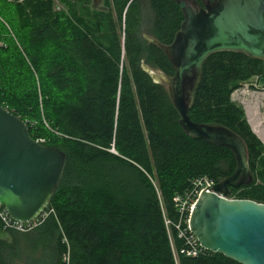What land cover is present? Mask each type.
Instances as JSON below:
<instances>
[{"label":"trees","instance_id":"16d2710c","mask_svg":"<svg viewBox=\"0 0 264 264\" xmlns=\"http://www.w3.org/2000/svg\"><path fill=\"white\" fill-rule=\"evenodd\" d=\"M12 1L0 0V105L66 162L37 226L21 233L0 221L7 236L0 238V264H24L21 243L36 253L34 235L45 236L52 253L46 264H176L164 225V217L178 220L173 197L198 178L219 183L236 167L231 151L182 131L169 91L144 71L173 76L161 46L180 29L181 5L101 0L103 10H91L85 0L71 20L52 15L50 0ZM260 77L264 60L210 55L188 117L243 140L253 182L228 197L264 204V145L230 100L241 84ZM170 235L178 253L183 241L172 227ZM177 264L238 263L214 253H178Z\"/></svg>","mask_w":264,"mask_h":264},{"label":"water","instance_id":"95a60500","mask_svg":"<svg viewBox=\"0 0 264 264\" xmlns=\"http://www.w3.org/2000/svg\"><path fill=\"white\" fill-rule=\"evenodd\" d=\"M182 12L179 31L161 46L173 69L169 93L178 124L187 136L228 149L236 162L229 177L200 193L189 229L211 253L238 264H264V204L228 197L253 182L243 140L222 126L188 117L189 94L210 55L238 52L264 60V0H212L199 8L184 4ZM257 87H264L263 77ZM65 162L61 150L34 140L26 122L0 105V207L10 220L30 224L45 213Z\"/></svg>","mask_w":264,"mask_h":264},{"label":"rangeland","instance_id":"374dc122","mask_svg":"<svg viewBox=\"0 0 264 264\" xmlns=\"http://www.w3.org/2000/svg\"><path fill=\"white\" fill-rule=\"evenodd\" d=\"M7 1L13 2L12 0H7ZM22 1L24 0H17L16 2L20 3ZM181 1L184 4H191L192 2H200V1L203 3L205 0H181ZM50 2H51L52 15L61 13L62 15H64V18L71 20H73L71 16L72 12L77 10L81 11L86 7L84 4L85 0H50ZM89 8L91 10H103L102 1L91 0ZM8 28L10 27L8 26ZM10 36L13 37L12 34ZM40 50L42 51L43 49L40 48L39 51ZM148 70L150 72L151 79L155 82L160 83L167 91H169V80L172 77L171 78L167 77L156 69H148ZM257 83H258L257 79H252L247 83L241 84L237 90L233 91L230 100L235 105L242 107L244 113L245 111H247L250 117L252 118L253 123L259 125L264 130V87L258 88ZM195 85L196 83L194 84V87L189 94V106L192 103L193 91ZM245 117L247 120L246 114ZM262 144L264 145V143ZM0 237L6 238V235L1 230H0ZM29 238L31 239L32 243L38 242L37 245L35 246L38 249L36 253H31L29 247L24 245V243H21L19 255L25 259L24 264H46L49 258H52V253L51 252L49 253V251L44 247V244L46 243L44 239L45 236L34 235ZM32 243L29 242L28 244L31 245Z\"/></svg>","mask_w":264,"mask_h":264},{"label":"built area","instance_id":"2783aa9c","mask_svg":"<svg viewBox=\"0 0 264 264\" xmlns=\"http://www.w3.org/2000/svg\"><path fill=\"white\" fill-rule=\"evenodd\" d=\"M262 130L263 129L259 125L254 124V132L257 135H260ZM36 141L43 143V140H36ZM212 184L213 183L208 181L206 178L195 179L192 182V188L189 191H186L180 195L177 194L172 199L175 213L178 215V220L176 222H172L166 219V217H164V225L167 229V233L172 248V254L176 264H177L178 253L180 255H184L185 257H190V258H195L205 254L208 255L209 253H211L206 249L202 248L199 245L196 237L190 232L189 218L200 193L203 190L210 187ZM0 221L4 229H11L21 233L28 232L38 224L37 223L38 220L30 224H22V223L14 222L7 217L6 213L1 207H0ZM170 227H172L176 232L177 238L183 241V247L179 250L178 253L173 247L172 238L170 235Z\"/></svg>","mask_w":264,"mask_h":264},{"label":"crops","instance_id":"0c3cea01","mask_svg":"<svg viewBox=\"0 0 264 264\" xmlns=\"http://www.w3.org/2000/svg\"><path fill=\"white\" fill-rule=\"evenodd\" d=\"M152 42L154 43L155 41H152ZM245 114H246V116H247V122H248V124H249V126H250V128H251V131L256 135V137H257L262 143H264V133H263V130L261 131L260 135H257V134L254 132V123H253V120H251V117H250V115L248 114L247 111H245ZM0 238H2V237H0ZM3 239H7V236H6V238H3Z\"/></svg>","mask_w":264,"mask_h":264},{"label":"flooded vegetation","instance_id":"af4514ba","mask_svg":"<svg viewBox=\"0 0 264 264\" xmlns=\"http://www.w3.org/2000/svg\"><path fill=\"white\" fill-rule=\"evenodd\" d=\"M212 0H205L203 3L200 2H192L191 4H195L197 8L203 7L205 3L210 2ZM177 2L181 5V7L184 5V3L181 0H177Z\"/></svg>","mask_w":264,"mask_h":264},{"label":"bare ground","instance_id":"6f19581e","mask_svg":"<svg viewBox=\"0 0 264 264\" xmlns=\"http://www.w3.org/2000/svg\"><path fill=\"white\" fill-rule=\"evenodd\" d=\"M251 111V110H250Z\"/></svg>","mask_w":264,"mask_h":264}]
</instances>
